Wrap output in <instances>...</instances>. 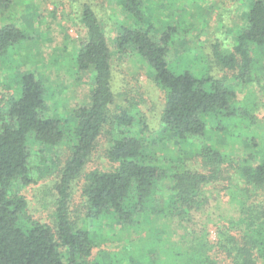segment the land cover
Listing matches in <instances>:
<instances>
[{
    "label": "trees",
    "instance_id": "trees-1",
    "mask_svg": "<svg viewBox=\"0 0 264 264\" xmlns=\"http://www.w3.org/2000/svg\"><path fill=\"white\" fill-rule=\"evenodd\" d=\"M120 1L125 19L135 25L120 26L115 53L127 59L138 56L153 71L165 93L162 126L177 142L197 141L199 159L208 171H193L153 155L147 138L134 131L137 126L142 132L148 129L142 117L137 118L140 113L112 115V51L96 11L82 2L80 23L85 39L76 46L75 64L76 74L94 73L89 104L77 107L71 120L50 117L46 85L26 71L20 75L18 94L0 108V264H101L91 257L98 244L97 228L105 220L114 221L121 237H136L142 249L158 248V255H147L146 264H219L214 251L229 264H264V134L250 133V152L241 156L240 149L233 155L207 146L208 124L213 120H218L215 132L229 135L232 142L229 127L235 121H229L237 117L249 126L254 124L253 117L244 109H232L234 92L223 80L198 79L189 71L171 72L177 26L169 24L157 36L146 20L145 0ZM10 5L11 0H0V13ZM25 39L16 25L2 26L0 58ZM254 48L264 57V0H253L233 50L216 53V63L233 72L236 80L246 81L256 65ZM104 132L109 143L106 157L116 167L85 175V213L72 217L74 182ZM239 137L234 139L241 141ZM29 139L42 148L68 145L55 187V232L26 218L27 203L15 189V184L26 187L35 182L30 175ZM54 162L60 165L58 157ZM220 180L227 181L228 208L213 213L211 203L219 204L220 199L210 188ZM164 183L168 188L159 202L155 196ZM80 218L91 224L87 227ZM211 228L213 241L208 237ZM133 253H126L128 262L138 264L139 249Z\"/></svg>",
    "mask_w": 264,
    "mask_h": 264
},
{
    "label": "rangeland",
    "instance_id": "rangeland-1",
    "mask_svg": "<svg viewBox=\"0 0 264 264\" xmlns=\"http://www.w3.org/2000/svg\"><path fill=\"white\" fill-rule=\"evenodd\" d=\"M146 20L151 21L157 36L167 25L177 26L173 37L169 70L180 74L189 71L194 77L223 80L234 92L230 104L232 109H244L254 119V124L245 126L241 119L233 117L229 135L215 132L218 120L208 124L206 144L225 154L235 155L250 152L248 142L256 132L264 134V57L254 48L252 56L256 65L251 78L239 81L234 73L218 66L215 54L233 50L238 32L244 27L253 0H145ZM89 3L96 11L108 46L112 54L113 116L124 111L142 117L147 131L135 127L136 133L147 138L149 148L163 162L185 165L193 171L207 173L199 159L200 144L194 139L185 143L177 142L162 126L160 117L164 107L165 93L154 80L153 71L138 56L119 57L114 50V40L120 26L135 25L125 19L120 0H11L10 7L0 13V28L12 23L26 38L11 48L4 58H0V108L6 107L7 100L18 94V84L22 72L31 71L43 80L47 89L48 115L58 120H71L73 111L89 104L93 89L94 73L84 71L79 74L75 59L78 42L85 39V30L80 23L81 3ZM228 120L225 121L227 123ZM253 133V134H250ZM240 136L239 140L234 137ZM106 132L97 140L83 174L74 182L70 210L72 217L85 213L82 188L85 175L98 171L108 172L116 167L106 157L108 148ZM30 151V175L34 184L26 187L15 184V189L24 197L27 208L26 218L45 224L55 232L54 205L55 187L63 160L69 153L68 145L42 148L32 139L28 142ZM238 155V153H237ZM58 157L60 165H55ZM211 186L220 203H211L213 213L228 208L227 181L220 180ZM162 191L155 199L160 202L168 188L164 183ZM164 200V199H163ZM221 206V208L219 206ZM218 206V207H216ZM87 227L90 221L79 219ZM93 228V227H92ZM95 228V227H94ZM97 228V227H96ZM100 228V227H99ZM97 228L98 244L91 259L101 264H130L126 253L139 249V263L146 264L148 257L158 255L156 246L141 248L136 237L120 236L119 228L112 220H105L102 228ZM209 239L214 240L213 228ZM138 243V245H137ZM133 245V249L131 248ZM137 246V247H136ZM62 250V249H61ZM146 252V254H144ZM219 264H229L222 254L214 251ZM131 255V256H132ZM134 258V257H133ZM138 263V264H139ZM137 264V263H133Z\"/></svg>",
    "mask_w": 264,
    "mask_h": 264
}]
</instances>
